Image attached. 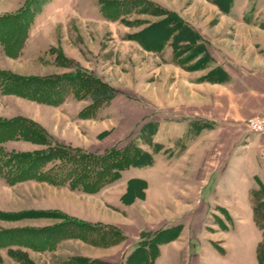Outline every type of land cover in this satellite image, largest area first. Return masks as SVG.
<instances>
[{
	"label": "rangeland",
	"instance_id": "374dc122",
	"mask_svg": "<svg viewBox=\"0 0 264 264\" xmlns=\"http://www.w3.org/2000/svg\"><path fill=\"white\" fill-rule=\"evenodd\" d=\"M19 1L14 11L0 16L17 13L26 2ZM232 6L233 0H42L16 45L19 55L7 56L0 43V71L51 83L37 82L25 92L15 85L20 95L0 85V120L34 122L48 136L43 135L50 148L102 155L132 143L154 160L135 168L146 170V181L135 179L146 188L133 183L125 203L129 180L123 171L98 192L86 193L35 179L10 185L4 173H14V165L3 166L0 264H124L160 228L201 225L213 233L233 224L243 245V264L254 262V239L260 243L264 234V137L251 133L246 122L264 114V87L239 86L237 74L221 67L220 56L250 55L252 45L264 41V0H256L247 13ZM166 30L173 33L167 36ZM44 85L56 87V105L40 100ZM98 86L111 93L94 103L90 95ZM205 132L211 181L233 185L241 178L255 184L248 210L243 200L233 206L238 216L182 198L192 192L191 170L186 161L177 162ZM48 147L18 136L0 140V163L11 153ZM231 159L234 168H228ZM170 168L179 180L173 188L179 190L167 191V199L157 203L162 184L169 189ZM200 209L203 217L195 215Z\"/></svg>",
	"mask_w": 264,
	"mask_h": 264
},
{
	"label": "trees",
	"instance_id": "16d2710c",
	"mask_svg": "<svg viewBox=\"0 0 264 264\" xmlns=\"http://www.w3.org/2000/svg\"><path fill=\"white\" fill-rule=\"evenodd\" d=\"M41 3L42 0H26L25 4L17 13L0 16V43L3 45L7 56L15 58L19 55L21 46L16 48V45L26 31V24L32 21V12L37 11ZM168 15L169 17H174L176 22H179V19L174 14ZM166 33L167 36H170L173 30H166ZM0 78L4 82L0 83L4 91L17 95L20 94L14 90L17 89L15 85L23 87L22 90L25 92L30 89L34 90L32 88L33 85L34 87H38L37 82L51 84L49 83L50 79L41 80L38 77L24 78L4 71H0ZM71 78L76 80L77 76ZM52 84L54 85V82ZM53 85H44L49 92L47 90V92L44 91L45 96L43 97L45 98L40 100H44L43 102L48 104L56 105L57 102L53 96L58 91H56V87ZM110 93L111 91L108 88L98 86L91 92L90 97L92 102L95 103L103 101L102 99ZM21 95H25L24 97L27 96L26 94ZM203 130L199 129L197 133H201ZM44 134L43 129L38 127L34 122L24 118L0 120V140L18 136L32 139L34 142L49 146L43 151L9 154V157L3 164L0 163V174H2L3 166L8 167L11 164L14 165V169L12 170L14 173H4L5 180L8 184L13 185L20 181L35 179L49 182L53 185L68 184L71 189L80 188L86 193H96L105 185L118 179L120 173L125 169L130 167L144 168L153 165L154 162L152 154L138 147H134L132 143L122 149H110L100 155L65 146L50 148L47 139H44ZM45 136L47 135L45 134ZM153 148L155 152L159 151L157 144ZM55 161H60V164L56 165ZM50 163L53 166L46 169V166ZM133 183H139L146 188V183L143 181H136L135 179L129 180L126 194L122 197L124 203V197L132 191L130 186ZM136 196L134 195L133 197L135 198ZM139 197L144 198V194L141 193ZM181 230V226L160 230L151 237L147 236L148 239L146 240L144 239L146 235L142 234L141 239H144L143 242L138 244L137 248L128 256L124 264H152L159 255V246L177 239ZM256 259L257 264H264V234L262 242L258 244L256 249Z\"/></svg>",
	"mask_w": 264,
	"mask_h": 264
},
{
	"label": "crops",
	"instance_id": "0c3cea01",
	"mask_svg": "<svg viewBox=\"0 0 264 264\" xmlns=\"http://www.w3.org/2000/svg\"><path fill=\"white\" fill-rule=\"evenodd\" d=\"M255 1L256 0H233L232 10L238 8L241 9L242 13H247V11L251 9V4ZM19 3L20 1L17 2V0H0V14L14 11ZM258 43V45H252V47H256H253L254 50H249L250 55L245 54L237 56L225 54L224 57L220 56L223 58L220 60L221 62L219 61L221 67L228 73L237 74V77H234L235 80H240L241 84L239 86L245 89H251V87L255 88L256 85H259L260 88L261 86L264 87V41ZM250 78L254 79L255 82L253 83V80H250ZM201 133H203V131ZM200 136L201 139L186 147L185 153L177 162V165H179L180 163L184 164V161H186V169L191 170V172H188L190 175H188L187 179H191L192 192H187V190H185L187 193L185 194L182 192V194H185L186 197L182 198L195 200L197 202H206L207 208L211 203L224 209L230 217L238 216L233 206L239 200H243L246 202L245 207L248 210L249 205L247 200H250V193L255 187V184L252 181H242L241 178H238V182H234L233 185L230 182L226 183L224 179L211 181L214 175L209 171L211 168V160L209 157L210 146L208 140H204L207 133L205 132ZM219 164L220 162H217L214 165H217L216 168H218L220 167ZM229 164L228 168H234L236 161L231 159L229 160ZM225 167L226 162H223V168ZM145 171L146 170L131 168L123 171L121 175L123 177L125 176L124 180L126 182L130 179L145 180V174L147 173ZM169 176V189L162 184V194H160L158 198H155V202L157 201V203L160 201L164 202V200L167 199L165 194L167 191L172 194L174 190H179L178 186L175 189L173 188L179 181L177 178L174 180V168H170ZM149 187L150 184L147 182V188L149 189ZM148 189L146 191V200L150 197L148 196ZM124 192L125 190L123 188L120 194L122 195ZM192 193L194 196H191ZM126 209L130 210V213L133 212L130 207ZM202 210H197V214L195 215L197 217H203L205 212ZM112 222L118 223L119 220L117 221L114 219ZM141 224L142 223H140V225ZM171 226L160 229L164 230ZM211 229H216V227L213 225ZM236 229L237 227L233 224L229 226L227 230L217 229L212 233L201 225H195L190 228L183 226L177 239L159 246V255L154 264H243V245H240L241 243ZM254 240V244H256V263L254 260L251 264H257L256 249L259 240L257 237H255Z\"/></svg>",
	"mask_w": 264,
	"mask_h": 264
},
{
	"label": "built area",
	"instance_id": "2783aa9c",
	"mask_svg": "<svg viewBox=\"0 0 264 264\" xmlns=\"http://www.w3.org/2000/svg\"><path fill=\"white\" fill-rule=\"evenodd\" d=\"M246 126L251 133L264 137V114L250 117Z\"/></svg>",
	"mask_w": 264,
	"mask_h": 264
}]
</instances>
